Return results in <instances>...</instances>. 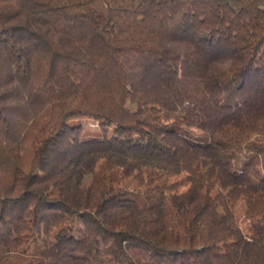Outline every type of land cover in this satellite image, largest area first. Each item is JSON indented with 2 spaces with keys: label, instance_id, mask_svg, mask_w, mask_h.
Listing matches in <instances>:
<instances>
[{
  "label": "trees",
  "instance_id": "obj_1",
  "mask_svg": "<svg viewBox=\"0 0 264 264\" xmlns=\"http://www.w3.org/2000/svg\"><path fill=\"white\" fill-rule=\"evenodd\" d=\"M0 264H264V0H0Z\"/></svg>",
  "mask_w": 264,
  "mask_h": 264
},
{
  "label": "rangeland",
  "instance_id": "obj_2",
  "mask_svg": "<svg viewBox=\"0 0 264 264\" xmlns=\"http://www.w3.org/2000/svg\"><path fill=\"white\" fill-rule=\"evenodd\" d=\"M87 126H88V128H90V129H94V128H95V124H94L93 122H91V121H88V122H87ZM85 129H87V128H85Z\"/></svg>",
  "mask_w": 264,
  "mask_h": 264
}]
</instances>
